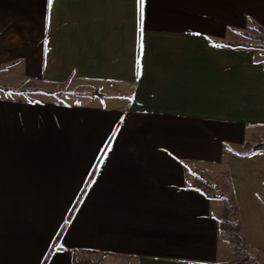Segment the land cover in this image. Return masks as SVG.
<instances>
[{
  "label": "crops",
  "instance_id": "crops-1",
  "mask_svg": "<svg viewBox=\"0 0 264 264\" xmlns=\"http://www.w3.org/2000/svg\"><path fill=\"white\" fill-rule=\"evenodd\" d=\"M142 9L0 0V264H231L226 197L264 254V0Z\"/></svg>",
  "mask_w": 264,
  "mask_h": 264
},
{
  "label": "rangeland",
  "instance_id": "rangeland-1",
  "mask_svg": "<svg viewBox=\"0 0 264 264\" xmlns=\"http://www.w3.org/2000/svg\"><path fill=\"white\" fill-rule=\"evenodd\" d=\"M245 36V40L249 41L252 44L258 43L257 45L262 46L264 50V31H252L250 32V34L248 33ZM194 183L200 188L210 192L211 194L219 193L220 196H223L222 193H220L221 190L218 189L216 181H214L211 176H209L208 172L204 170L196 171V173L194 174ZM226 199L228 200V213L226 217L227 221L222 224V237L231 242V247L234 255L233 260L241 257H247V264H264V254L260 255L249 250L247 251L244 247L245 242H243L241 238H238L236 236V231L238 230H235V226H237L235 220V206L233 205L230 197H226L224 200ZM85 261L87 262L88 260ZM84 262L80 263L82 264Z\"/></svg>",
  "mask_w": 264,
  "mask_h": 264
},
{
  "label": "trees",
  "instance_id": "trees-1",
  "mask_svg": "<svg viewBox=\"0 0 264 264\" xmlns=\"http://www.w3.org/2000/svg\"><path fill=\"white\" fill-rule=\"evenodd\" d=\"M234 46H239V45H244V46H248V47H261L260 45H257V44H243V43H236V44H233ZM257 150H264V142H259L257 144H255L251 151H257ZM207 193V195H210L207 191H205ZM235 230H238V226H235ZM236 236L238 238H241L243 242H245V239L243 236H241V234L239 233V231H236ZM245 249L248 251H251L245 244ZM247 260L248 258L247 257H241V258H237L235 260H233L231 262V264H247ZM73 264H81L78 260H77V257L74 255V259H73ZM82 264H100L99 261H94V260H88L87 262L85 261L84 263Z\"/></svg>",
  "mask_w": 264,
  "mask_h": 264
},
{
  "label": "snow or ice",
  "instance_id": "snow-or-ice-1",
  "mask_svg": "<svg viewBox=\"0 0 264 264\" xmlns=\"http://www.w3.org/2000/svg\"><path fill=\"white\" fill-rule=\"evenodd\" d=\"M143 0H141V24L143 23V9H142Z\"/></svg>",
  "mask_w": 264,
  "mask_h": 264
}]
</instances>
